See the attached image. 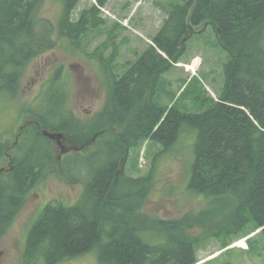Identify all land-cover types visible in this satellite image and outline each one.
<instances>
[{
    "label": "trees",
    "instance_id": "trees-1",
    "mask_svg": "<svg viewBox=\"0 0 264 264\" xmlns=\"http://www.w3.org/2000/svg\"><path fill=\"white\" fill-rule=\"evenodd\" d=\"M63 2L61 38L76 43L103 23L99 11L108 0H98L78 21L72 14L81 0ZM37 3L0 0V51L5 52L0 54V96L7 99L18 91L16 83L25 66L43 54L42 45H54L49 34L37 36L33 31ZM158 7L166 16L163 25L131 69L114 80L102 116L110 131L100 135L98 145L84 150L85 165L77 153L62 165L54 161L52 141L32 123L19 129L13 145L18 160L12 161L13 170L5 174L9 183L3 184L0 233L10 229L12 212L36 190L31 185L43 174L45 163L51 170L66 171L72 185L81 183L77 178L81 169L88 174L77 204L51 203L43 210L29 233L27 263L41 264L44 259L60 264L95 252L101 264H198L197 244L203 240L189 234L188 216L163 221L161 228L141 226L145 217L140 204L152 191L153 176L127 177L121 161L149 139L161 144L164 152H172L186 128L198 133L190 188L210 197L213 209L224 202L234 205L229 216L227 209L223 212L227 216L223 233L229 234L233 227L243 231L249 218L264 233V0H178ZM210 25L230 55L221 98L200 114L156 103L151 97L163 75L181 63L183 45L201 33L202 26ZM46 27L52 28L47 23ZM64 87H60L64 103H56L55 97L50 113L42 109L43 114H35L49 132L71 130V121L65 119L69 89ZM8 144L0 142L2 161L8 157Z\"/></svg>",
    "mask_w": 264,
    "mask_h": 264
},
{
    "label": "rangeland",
    "instance_id": "rangeland-1",
    "mask_svg": "<svg viewBox=\"0 0 264 264\" xmlns=\"http://www.w3.org/2000/svg\"><path fill=\"white\" fill-rule=\"evenodd\" d=\"M97 1L81 0L72 14L73 20L78 21L81 13ZM170 1L178 0H108L99 11L103 23L73 43L59 34L58 25L65 10L63 0H38L33 31L37 36L49 34L54 45L43 44V54L25 66L13 98L0 96V142L9 141L8 157L0 160V169H9L10 163L18 160L13 155V145L19 129L37 122L35 114H43L42 109L52 111L55 97L56 103H64L62 85L69 89L66 107L72 118L71 130L66 133L67 145L81 148L95 135L109 132L102 116L107 110L110 88L152 43L166 17L158 3L166 5ZM46 23L52 28H47ZM200 30L183 45L181 63L163 75L162 85L151 97L156 103L183 113L200 114L221 98L230 55L220 45L214 27L202 26ZM196 64L198 67L192 72L191 67ZM61 67L62 79L58 73ZM57 83L62 84L59 87ZM197 136V132L186 128L172 152H164L163 146L152 139L145 140L129 151L126 160L121 159L127 177L153 176L152 191L140 204L145 217L141 226L161 228L163 221L185 220L188 216L192 226L189 234L203 240L197 244L198 264H264V233L255 221L249 218L243 231L233 227L229 234L223 233L221 226L234 205L228 207L224 202L218 210L213 209L210 197L190 188ZM51 150L54 159L58 158L60 149L53 142ZM54 170L50 179L47 174L41 175L31 185L36 190L28 194L18 211L12 212L10 229L0 233V264H22V254L24 263L29 264L26 237L43 208L53 201L67 206L80 201L88 179L86 170L84 183L76 185L69 184L67 176ZM1 183H9L5 173H0ZM41 264L48 263L43 259ZM60 264L101 263L98 254L92 252Z\"/></svg>",
    "mask_w": 264,
    "mask_h": 264
},
{
    "label": "flooded vegetation",
    "instance_id": "flooded-vegetation-1",
    "mask_svg": "<svg viewBox=\"0 0 264 264\" xmlns=\"http://www.w3.org/2000/svg\"><path fill=\"white\" fill-rule=\"evenodd\" d=\"M31 112H34V111H31ZM47 112L48 113H50L51 111H49V110H47ZM65 119H68L69 121H71V114L68 112V106L66 107V115H65ZM75 120V119H74ZM32 125H34L36 128H37V130H38V132H39V134H41L42 136H44V131H47V130H45V129H43L42 128V126H41V123L40 122H33L32 123ZM47 132H49V131H47ZM49 133H53V134H62L63 135V142L65 143V145H66V148L68 149V152L66 153V154H62L61 153V150H60V153H59V156H58V158H55V160L54 161H56V162H58V163H60L61 165L64 163V161L67 159V157H69V156H71V155H75L76 153L77 154H79V156L81 157V162H82V165H85L86 164V162L84 161V158L86 159V158H88V156L86 155V152H84V150H88V149H90L91 147H94V145H98V143H99V141H100V136L99 135H95L94 137H92L90 140H88V141H86V145L84 146V147H81V148H77V147H69L68 145H67V143H66V133L65 132H62V131H54V132H49ZM44 137H46V136H44ZM46 138H48V137H46ZM49 139V138H48ZM51 140V139H50ZM54 144H56L57 146H58V144H57V141H55V140H51ZM97 143V144H96ZM59 147V146H58ZM12 167V164L10 163V168L9 169H5V168H2V169H0V173L1 174H9L13 169L11 168ZM53 172V170H51L50 169V165H48V163H45V169H44V171H43V174H42V176H45L46 174H47V177L50 179L52 176H51V173ZM54 172L55 173H57V172H60V173H62V174H66L67 172L66 171H64V170H62V168H58V169H56V170H54ZM87 172V171H86ZM123 173H125V171L123 172ZM122 174V171L121 172H118L116 175H115V177L117 178L118 176H120ZM77 178H78V180H80L81 181V183H84V180H85V170H83V169H81L79 172H77ZM77 186H79V185H77ZM3 196H4V188H3V183H1L0 184V214H1V216H0V222L2 221V209H3V206H2V204H3ZM51 203H59V202H57V201H53V202H51ZM50 203V204H51ZM60 204V203H59ZM49 205V204H48ZM47 205V206H48ZM46 206V207H47ZM45 207V208H46ZM45 208H43V210L45 209ZM43 210H42V212H43ZM10 213V212H9ZM33 228V227H32ZM32 228H31V230H32ZM31 230H30V233H31ZM28 235H30L29 233L27 234V237H26V239H28ZM27 242H28V240H27ZM1 254V253H0ZM0 263H1V260H0Z\"/></svg>",
    "mask_w": 264,
    "mask_h": 264
},
{
    "label": "water",
    "instance_id": "water-1",
    "mask_svg": "<svg viewBox=\"0 0 264 264\" xmlns=\"http://www.w3.org/2000/svg\"><path fill=\"white\" fill-rule=\"evenodd\" d=\"M43 134H44V136L48 137L49 139L57 141V144L60 147L62 154H66L68 152V149L66 148V146L63 142V135L62 134H53V133H49L47 131H44Z\"/></svg>",
    "mask_w": 264,
    "mask_h": 264
},
{
    "label": "bare ground",
    "instance_id": "bare-ground-1",
    "mask_svg": "<svg viewBox=\"0 0 264 264\" xmlns=\"http://www.w3.org/2000/svg\"><path fill=\"white\" fill-rule=\"evenodd\" d=\"M160 53L163 54L162 52H160ZM0 54H5V52L0 51ZM197 59H198V58H197ZM197 59H195V60H197ZM195 60H194V61H195ZM194 61H193V62H194ZM186 66H187V65H186ZM197 67H198V64L192 66L191 69L195 71ZM188 71H189V70H188ZM246 245H247V244H246ZM239 246H240V245H239ZM240 247L244 248L243 246H240ZM246 247H247V246H246Z\"/></svg>",
    "mask_w": 264,
    "mask_h": 264
}]
</instances>
